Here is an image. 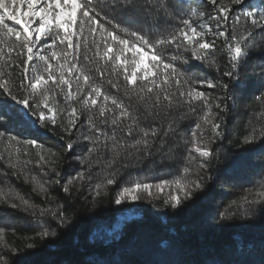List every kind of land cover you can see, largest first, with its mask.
I'll return each mask as SVG.
<instances>
[{"label":"snow or ice","instance_id":"1","mask_svg":"<svg viewBox=\"0 0 264 264\" xmlns=\"http://www.w3.org/2000/svg\"><path fill=\"white\" fill-rule=\"evenodd\" d=\"M244 3L245 0L227 3L208 0L212 8L210 16L189 9V18L179 20L181 27L176 28L171 25L184 12V0H0V94L5 97L0 100V145L5 150L14 148L7 157L0 151V160L7 163L18 179L32 184L35 194L48 200L51 181L42 177H47L49 172L61 175L49 163L58 154L49 149L50 157L46 159L38 152L35 165L40 174L34 173L29 168L33 161L21 158L22 149L18 145L41 150L45 145L38 139L22 140L21 134H14L11 129L27 130L37 124L43 128L50 123L62 127L69 137L84 129L79 141L66 145L69 151L78 145L82 151L74 157L78 169L60 186L63 193L71 194L73 188L87 183L95 200L111 186L115 189L112 202L118 206L151 202L160 199L163 193L165 207L182 210L203 192L209 160L218 158L213 145L223 138L224 118L217 122L213 108L228 110L227 104H220L219 97L201 89H230L229 84L190 75L185 66L192 64L183 53H188L195 62H206L219 70V62L213 55L218 47L216 39L210 41L206 36L223 38L229 69L223 75L234 81L232 89L246 87L248 77L241 79L240 71L251 59L249 42L254 41L257 32L264 35V7L250 5V10L243 12L245 23L252 30L246 29L238 36L235 25L240 22V16L234 14V8ZM196 16L215 21L218 31L213 32L208 23L194 26L191 17ZM162 24L170 27L162 30ZM222 25L226 26L225 30H219ZM60 46L64 50L58 53L56 49ZM42 51L46 54H41ZM260 51L264 54V45ZM14 52L17 57L26 56L22 64L13 62ZM13 67L21 69L22 79L10 84L3 77H10ZM257 67L260 88H264V63ZM14 88L25 93L23 98L14 94ZM255 100H264V91ZM75 103L80 104L79 110L72 106ZM193 117L194 128L190 132L181 131L184 122ZM242 144L264 151V126L253 127L243 137ZM157 153L168 160H181L185 179L150 182L147 176L131 173L125 178L129 168L142 172L140 165ZM23 155H29L26 148ZM0 204L37 217L36 226L42 229L38 234L44 239L55 237L57 228L72 223L63 204L57 203L55 207L35 204L11 185L8 173L3 170H0ZM257 205L262 215L264 190L258 191L255 199L244 196L240 202L232 200L218 213V218L221 221L229 216L247 218L249 213L254 214ZM104 229V221L96 218L95 231L103 233ZM4 236L5 227L0 226V241ZM120 236L114 231L112 241ZM3 247L9 250L7 243ZM0 264H9L6 255H0ZM89 264L113 262L101 256ZM147 264L179 262L158 259ZM205 264L251 262L210 259Z\"/></svg>","mask_w":264,"mask_h":264},{"label":"trees","instance_id":"2","mask_svg":"<svg viewBox=\"0 0 264 264\" xmlns=\"http://www.w3.org/2000/svg\"><path fill=\"white\" fill-rule=\"evenodd\" d=\"M218 2L227 3L228 0ZM250 5L264 7V0H245L243 6H235L234 14L240 16V22L235 25L238 36L246 29L252 30L250 25H246L243 16L244 11L250 10ZM183 8L184 12L171 26L181 27L178 21L189 18V9L205 12L209 16L212 14L208 0H184ZM191 20L194 26L208 23L213 32L218 31L215 21L208 20L207 16L191 17ZM232 23L230 20L228 25L231 26ZM169 27L170 25L162 24V30ZM225 27L222 25L219 30H225ZM206 38L210 41L216 39L218 47L213 55L219 62V70L209 67L206 62L193 61L188 53L183 54L188 57L192 66L185 67L190 75L198 79L207 78L217 84L226 83L230 85V89L224 90L220 87L201 89L211 92L214 97H219L221 105H228L227 112L213 108L217 114L215 117L217 122L221 117L224 118L223 138L213 145L218 158L209 160L208 178L203 192L198 193L182 210L165 207L163 193L160 194V199L130 203L126 206H118L112 202L115 189L111 186L107 192L102 191L95 200L88 190L87 183L83 187L73 188L71 194L63 193L60 186L67 176L78 169L74 157L82 151L79 145L72 151L67 150L66 145L72 141H79L81 131L84 129L75 131L74 135L69 137L62 127H53L50 123L43 128L37 124L27 130L14 127L11 131L14 134L19 132L22 140L38 139L45 145L43 150L26 144L18 145L22 149L21 158L33 161L29 168L39 175L40 170L35 165L37 153L44 154L48 159L50 157L48 150L51 149L58 155L51 158L49 163L61 175L58 177L55 173L49 172L47 177H42L51 181L50 198L45 200L43 196L32 191V184H26L23 178L18 179L13 175V170L3 160H0V170L7 172L11 185L26 197H30L35 204L52 207L57 203L63 204L67 209L66 215L72 218V223L57 228L55 237L44 239L38 234L42 229L36 226L37 217L25 214L20 209H12L7 204H0V226L5 227L4 240L0 241V255H6L9 264H89V261L101 256L110 259L113 264H147L158 259L175 260L179 264H205L210 259L224 261L244 259L251 264H260V261L264 260V252H261V245L264 243L262 216L264 210L261 215L257 205L254 207V214L249 213L247 218L244 215L235 218L229 216L223 221L218 218V213L232 200L240 202L244 196L255 199L257 192L264 190L262 187L264 151L256 146L242 144L243 137L249 134L253 127L259 129L264 126V116L260 115L264 113V100H255V96L264 91V88H260V81L256 75L259 71L257 66L264 63V54L260 51L264 45V35L257 32L254 41L249 42L252 55L248 60V66L240 71L241 79L248 77L246 87L242 89H232L234 81L223 75L229 70L226 49L222 47L223 38H216L212 34H208ZM56 50L59 53L64 49L60 46ZM41 54L46 53L42 51ZM24 59L26 56L17 57L15 52L12 54L14 63L22 64ZM10 73V77H3L9 79L10 84L12 81L18 82L22 79L19 67L11 68ZM14 94L20 98L25 95L19 88H14ZM3 99L5 97L0 94V100ZM9 103L15 102L9 100ZM60 104L64 105L62 97ZM72 106L80 109L79 103ZM63 126H67L66 121L63 122ZM194 126L195 117L185 121L181 131L190 132ZM25 148L29 153L27 156L23 155ZM245 148L253 150L245 152L243 151ZM0 151L7 157L8 151H14V148L5 150V146L0 145ZM183 166L181 160H168L157 153L140 165L142 172L138 168H129L125 172V178L131 173L137 177L147 176L150 182H159L163 179L183 180L185 179ZM45 171H48V166H45ZM167 191L165 189V193ZM128 209H132L135 216L122 218L120 213ZM240 211L243 213V209ZM96 218L104 221L103 233L95 231ZM114 231L121 234L116 241H112ZM101 240L103 244L100 243ZM5 243L9 245V250L3 247ZM29 244L33 247L28 248Z\"/></svg>","mask_w":264,"mask_h":264},{"label":"bare ground","instance_id":"3","mask_svg":"<svg viewBox=\"0 0 264 264\" xmlns=\"http://www.w3.org/2000/svg\"><path fill=\"white\" fill-rule=\"evenodd\" d=\"M133 215V211L132 210H128V211H126V212H123L122 214H121V217L122 218H126V217H131Z\"/></svg>","mask_w":264,"mask_h":264},{"label":"rangeland","instance_id":"4","mask_svg":"<svg viewBox=\"0 0 264 264\" xmlns=\"http://www.w3.org/2000/svg\"><path fill=\"white\" fill-rule=\"evenodd\" d=\"M129 210V209H128ZM132 210V209H131ZM124 212V211H123ZM122 213V212H121ZM121 213H120V215H121ZM135 216V213H134V211H133V215L131 216V217H134ZM126 218H130V217H126Z\"/></svg>","mask_w":264,"mask_h":264}]
</instances>
